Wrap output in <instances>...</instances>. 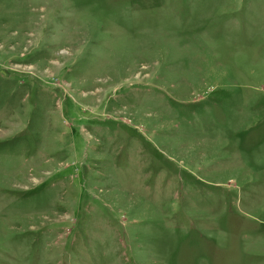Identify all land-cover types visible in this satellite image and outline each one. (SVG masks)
I'll list each match as a JSON object with an SVG mask.
<instances>
[{
	"label": "rangeland",
	"instance_id": "1",
	"mask_svg": "<svg viewBox=\"0 0 264 264\" xmlns=\"http://www.w3.org/2000/svg\"><path fill=\"white\" fill-rule=\"evenodd\" d=\"M0 264H264V0H0Z\"/></svg>",
	"mask_w": 264,
	"mask_h": 264
}]
</instances>
